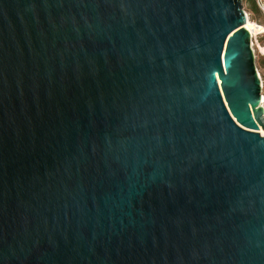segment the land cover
<instances>
[{
	"label": "water",
	"instance_id": "1",
	"mask_svg": "<svg viewBox=\"0 0 264 264\" xmlns=\"http://www.w3.org/2000/svg\"><path fill=\"white\" fill-rule=\"evenodd\" d=\"M246 20L241 0H0V264H264Z\"/></svg>",
	"mask_w": 264,
	"mask_h": 264
},
{
	"label": "rangeland",
	"instance_id": "2",
	"mask_svg": "<svg viewBox=\"0 0 264 264\" xmlns=\"http://www.w3.org/2000/svg\"><path fill=\"white\" fill-rule=\"evenodd\" d=\"M242 5L244 9L248 12H250V28L252 30V41H253V48L255 51V63L258 67L259 71L261 72V68L264 69V35L262 26L260 23H257L254 20L255 17H259V15H254L249 7V1L248 0H241ZM252 3V0H250Z\"/></svg>",
	"mask_w": 264,
	"mask_h": 264
},
{
	"label": "built area",
	"instance_id": "3",
	"mask_svg": "<svg viewBox=\"0 0 264 264\" xmlns=\"http://www.w3.org/2000/svg\"><path fill=\"white\" fill-rule=\"evenodd\" d=\"M252 1L258 9L259 17L257 18V20L259 21V23L263 27V33H264V0H252ZM245 14H246V19H249L250 12L245 10ZM257 74H258V77L260 80L261 99H264V69L261 68V73L259 74L257 72Z\"/></svg>",
	"mask_w": 264,
	"mask_h": 264
},
{
	"label": "bare ground",
	"instance_id": "4",
	"mask_svg": "<svg viewBox=\"0 0 264 264\" xmlns=\"http://www.w3.org/2000/svg\"><path fill=\"white\" fill-rule=\"evenodd\" d=\"M245 27L248 29V31L250 32V45H251V47H252V50H253V53H254V61H255V51H254V48H253V41H252V30H251V28H250V21H249V19H247L246 20V22H245ZM262 30H263V27H262ZM255 65H256V63H255ZM256 70H257V72L260 74L261 72L259 71V69H258V67L256 66ZM258 107H260L262 110H263V115H264V99H261L260 100V103H259V105L257 106V108ZM260 133L262 134V135H264V130H260Z\"/></svg>",
	"mask_w": 264,
	"mask_h": 264
},
{
	"label": "trees",
	"instance_id": "5",
	"mask_svg": "<svg viewBox=\"0 0 264 264\" xmlns=\"http://www.w3.org/2000/svg\"><path fill=\"white\" fill-rule=\"evenodd\" d=\"M249 1V7H250V9H251V11H252V13L255 15H259V12H258V9H257V7L255 6V4L253 3V1H252V3L250 2V0H248ZM254 20H252V21H255V22H257V23H259V21L257 20V18H258V16L257 17H255L254 16ZM263 35H264V33H263Z\"/></svg>",
	"mask_w": 264,
	"mask_h": 264
}]
</instances>
